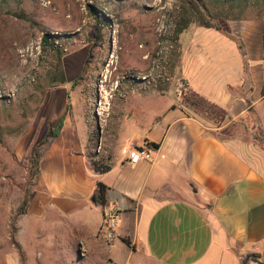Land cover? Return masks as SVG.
<instances>
[{"label":"crops","instance_id":"obj_1","mask_svg":"<svg viewBox=\"0 0 264 264\" xmlns=\"http://www.w3.org/2000/svg\"><path fill=\"white\" fill-rule=\"evenodd\" d=\"M226 27L186 29L177 74L226 118L216 125L170 103L148 114L142 138L122 155L116 137L105 160L110 169L100 173L96 157L86 153L88 133L66 116L60 134L40 151L36 185L17 216V246L0 249V264H257L263 258L264 16L231 19ZM243 124L258 130L259 139L233 133ZM145 143L158 144L151 161L129 165L130 145ZM97 183L107 187L104 206L92 201ZM108 209L117 212L110 240L100 236Z\"/></svg>","mask_w":264,"mask_h":264},{"label":"rangeland","instance_id":"obj_2","mask_svg":"<svg viewBox=\"0 0 264 264\" xmlns=\"http://www.w3.org/2000/svg\"><path fill=\"white\" fill-rule=\"evenodd\" d=\"M258 15L264 0H0V249L17 246L44 135L60 118L88 133L86 153L106 165L116 137L122 155L150 114L191 92L177 96L190 31L178 35V27L225 31L228 20ZM250 127L233 133L259 139Z\"/></svg>","mask_w":264,"mask_h":264},{"label":"trees","instance_id":"obj_3","mask_svg":"<svg viewBox=\"0 0 264 264\" xmlns=\"http://www.w3.org/2000/svg\"><path fill=\"white\" fill-rule=\"evenodd\" d=\"M187 23H184L180 27L176 29V34H181L184 30L187 29ZM202 26L204 27H211L207 23H202ZM43 41L47 42V36L43 37ZM61 80L64 82V75H61ZM184 102L181 103L184 107L191 109L192 111L196 112H202L206 114L209 119L213 120V122H219L223 121L226 118V112L221 109L220 107L216 106L213 103H209L203 98H201L198 94L194 92L188 93L186 97H184ZM218 120V121H217ZM63 121L64 118H60L56 124L55 128L49 129L46 134L44 135V143L55 139L61 132L62 127H63ZM43 144V143H42ZM144 145L156 149L158 147V144L155 143H145ZM94 169L100 173H105L110 169L109 165H103L101 163H94ZM106 191L107 187L103 185L102 183H97L94 192H93V197L92 200L96 205L104 206L106 203ZM28 204V198L24 200L23 206L20 209V213L25 212L26 207ZM128 246L130 245L129 241L123 240Z\"/></svg>","mask_w":264,"mask_h":264},{"label":"built area","instance_id":"obj_4","mask_svg":"<svg viewBox=\"0 0 264 264\" xmlns=\"http://www.w3.org/2000/svg\"><path fill=\"white\" fill-rule=\"evenodd\" d=\"M182 83L178 84L177 96L180 94V89L183 88ZM152 148L146 145H130V149L127 154V163L129 165H136L141 160L151 161L150 151ZM117 227V212L114 209H108L104 214L103 227L100 230V236L106 240H110L114 237V231Z\"/></svg>","mask_w":264,"mask_h":264},{"label":"water","instance_id":"obj_5","mask_svg":"<svg viewBox=\"0 0 264 264\" xmlns=\"http://www.w3.org/2000/svg\"><path fill=\"white\" fill-rule=\"evenodd\" d=\"M93 201V200H92ZM254 259H255V257H254ZM254 261H256L257 262V264H264V256H263V258L261 259V260H254Z\"/></svg>","mask_w":264,"mask_h":264}]
</instances>
